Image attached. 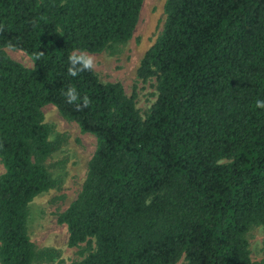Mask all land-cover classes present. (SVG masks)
<instances>
[{
	"label": "trees",
	"instance_id": "trees-1",
	"mask_svg": "<svg viewBox=\"0 0 264 264\" xmlns=\"http://www.w3.org/2000/svg\"><path fill=\"white\" fill-rule=\"evenodd\" d=\"M144 1L0 0V264L38 255L29 206L55 186L49 104L97 137L82 190L59 215L69 246L88 253L50 264H257L247 235L264 229V0H167L138 69L157 81L143 116L120 82L68 75V56L131 40Z\"/></svg>",
	"mask_w": 264,
	"mask_h": 264
},
{
	"label": "rangeland",
	"instance_id": "rangeland-1",
	"mask_svg": "<svg viewBox=\"0 0 264 264\" xmlns=\"http://www.w3.org/2000/svg\"><path fill=\"white\" fill-rule=\"evenodd\" d=\"M167 0H145L134 36L126 43L114 45L102 53L82 51L94 57L95 71L103 82H120L130 96L136 94L137 107L145 116L157 100V81L138 78V69L146 51L161 35L166 22ZM16 61L33 67L32 58L22 50L5 48ZM81 52V51H77ZM51 139L57 151L47 160L55 186L37 196L29 206V232L37 248L34 264L70 263L82 260L88 253L87 244L69 246V230L59 222V215L77 198L86 180L90 161L97 148V137L83 132L79 124L63 117L56 106L43 108ZM5 168L0 161V175ZM251 256L257 264H264L262 226L248 232ZM184 257L177 264L184 263Z\"/></svg>",
	"mask_w": 264,
	"mask_h": 264
},
{
	"label": "clouds",
	"instance_id": "clouds-1",
	"mask_svg": "<svg viewBox=\"0 0 264 264\" xmlns=\"http://www.w3.org/2000/svg\"><path fill=\"white\" fill-rule=\"evenodd\" d=\"M68 75L70 76H78L80 73L85 71H92L95 67L94 57L88 55L84 52H76L73 51L68 56ZM68 102L72 103L78 99V93L75 89L69 88L65 93ZM89 100L87 97L83 99V106L87 107ZM256 107L259 109H264V100H257Z\"/></svg>",
	"mask_w": 264,
	"mask_h": 264
}]
</instances>
